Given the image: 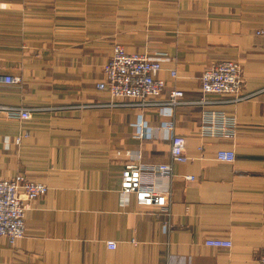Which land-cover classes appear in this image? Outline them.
I'll return each mask as SVG.
<instances>
[{"label":"crops","instance_id":"0c3cea01","mask_svg":"<svg viewBox=\"0 0 264 264\" xmlns=\"http://www.w3.org/2000/svg\"><path fill=\"white\" fill-rule=\"evenodd\" d=\"M115 44L160 57L165 87L148 99L157 104L119 106L96 89ZM223 61L239 64L249 97L196 104L203 71ZM5 75L21 81L0 83V105L43 110L24 121L0 114V179L21 174L48 191L27 204L23 237L13 247L0 239V264H258L264 0H0ZM173 90L184 103L162 105ZM208 112L231 118L234 137L203 132ZM168 122L185 140L186 160L172 164L170 179L148 183L170 192L168 206L141 207L119 192L123 152L139 153L145 165L168 163L170 139L159 129ZM219 150L234 152V161H217ZM214 238L231 248L204 246Z\"/></svg>","mask_w":264,"mask_h":264},{"label":"built area","instance_id":"2783aa9c","mask_svg":"<svg viewBox=\"0 0 264 264\" xmlns=\"http://www.w3.org/2000/svg\"><path fill=\"white\" fill-rule=\"evenodd\" d=\"M258 35L262 31L256 32ZM160 57H150L146 54H129L123 47L115 44L111 55L102 68V80L96 84V89L107 93L110 103L128 107H146L157 103L148 102L149 98H157L164 90L165 83L157 78L160 71ZM171 77L176 73L172 71ZM20 77L0 76V83L4 85H17ZM241 68L234 61H223L203 71L200 77V90L202 97L195 102L200 105H217L223 103V98H230L227 102L236 103L249 96L241 91ZM225 101V100H224ZM183 94L173 90L169 100L162 105L174 108L183 104ZM161 105V104H158ZM37 108H23L19 106L0 105V114L8 119L24 121L31 118L34 112L42 111ZM235 123L231 118H224L219 114L208 112L204 119L203 132L210 136L233 138ZM159 129L165 131L170 139V157L168 163L158 165H145L139 162L140 154L130 151L123 152L128 160L121 173L119 192L122 197L133 195L137 205L145 208H166L168 206L169 191L159 192L153 185L148 184L153 178L170 179L173 163H182L185 140L173 133L171 123L162 124ZM146 126H138V138H146ZM20 138L15 140L19 143ZM117 155H121L117 152ZM215 159L219 162L232 163L234 152L219 150ZM192 179L191 177L187 178ZM48 187L39 182L26 180L21 174L10 179H0V239H5L13 247L24 235L25 211L27 204L44 196ZM168 230V224L163 225ZM204 246L229 249L232 243L228 239H207ZM109 250L116 248L114 242H107ZM258 264H264V254L259 255Z\"/></svg>","mask_w":264,"mask_h":264}]
</instances>
